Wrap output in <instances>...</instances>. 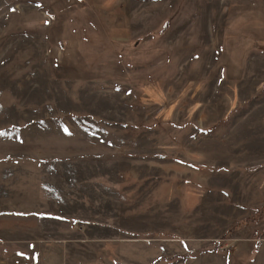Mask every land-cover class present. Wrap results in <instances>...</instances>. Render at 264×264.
<instances>
[{
	"label": "rangeland",
	"instance_id": "obj_1",
	"mask_svg": "<svg viewBox=\"0 0 264 264\" xmlns=\"http://www.w3.org/2000/svg\"><path fill=\"white\" fill-rule=\"evenodd\" d=\"M6 145L0 264H264V0H0Z\"/></svg>",
	"mask_w": 264,
	"mask_h": 264
},
{
	"label": "crops",
	"instance_id": "obj_2",
	"mask_svg": "<svg viewBox=\"0 0 264 264\" xmlns=\"http://www.w3.org/2000/svg\"><path fill=\"white\" fill-rule=\"evenodd\" d=\"M2 141H4V140H2ZM17 142V141H16ZM15 142V143H16ZM19 143H22V146L25 144V141L23 140L22 142H19ZM9 149V147H8V145H6L5 146V154L4 153H2L1 152V156L3 157V158H5L6 159V163H9V161H8V159H9V155L7 154V153H9V152H7V150ZM10 152L12 153L13 152V150H10ZM7 156V157H6Z\"/></svg>",
	"mask_w": 264,
	"mask_h": 264
}]
</instances>
